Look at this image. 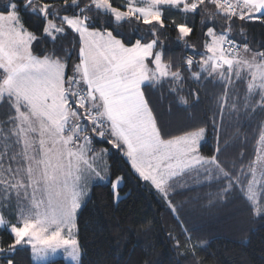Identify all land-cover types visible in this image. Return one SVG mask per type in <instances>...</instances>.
Here are the masks:
<instances>
[{
  "label": "snow or ice",
  "instance_id": "1",
  "mask_svg": "<svg viewBox=\"0 0 264 264\" xmlns=\"http://www.w3.org/2000/svg\"><path fill=\"white\" fill-rule=\"evenodd\" d=\"M197 15L203 51L189 42ZM254 23L264 25V0H0V231L8 238L0 235V264H17L19 251H30L33 264H55L60 253L79 264L77 213L90 187L110 184L119 202L124 180L112 178L110 149L95 150L97 138L174 214L170 197L194 178L216 185L221 202L238 194L250 217L264 218V121L252 160L221 159L240 139L237 128L221 144L225 117L239 123L264 112V51L241 42ZM168 28L194 53L179 65L165 59ZM67 37L73 46L58 55ZM45 39L52 47L38 54ZM209 85L221 89L209 119L169 134L148 92L169 99V115L175 109L194 120ZM195 247L188 244L193 255Z\"/></svg>",
  "mask_w": 264,
  "mask_h": 264
},
{
  "label": "trees",
  "instance_id": "2",
  "mask_svg": "<svg viewBox=\"0 0 264 264\" xmlns=\"http://www.w3.org/2000/svg\"><path fill=\"white\" fill-rule=\"evenodd\" d=\"M175 18L177 22H183L179 15ZM200 19L197 15L192 21L195 31L189 42L203 51ZM25 22L30 30L39 34V29L33 27L27 16ZM128 27L124 25L121 30L127 31ZM246 28L247 39L241 42H247L253 50L264 51V25L247 24ZM176 36L175 29L168 28L164 30L162 39L166 40L165 59L171 58L174 64L179 65L181 57L194 53L183 50V45L176 42ZM72 46V37L58 41V55H63V50ZM42 47L50 49L52 44L46 39L37 42L35 48L38 54ZM76 48L78 52V45ZM196 59H199L198 55ZM74 62L75 53L68 60V74H71ZM239 87L242 94L243 86ZM208 91V95H201L194 120L187 119L184 113L175 109L169 115V99L161 101L159 90L149 91L148 99L155 106L160 121L167 125L166 131L177 135L185 126H200L212 115L214 97L221 89L209 85ZM2 116L3 109H0ZM261 121H264V112L260 111L251 120L241 115L239 123L235 114L225 117L221 144L234 137L237 128L240 139L234 141V146L226 154H221V159L225 155L229 159L237 158L243 153V163L252 160ZM94 144L110 149L108 165L112 178L123 175L124 180L119 202H114L110 184L102 186L94 183L89 197L78 211L79 264H264V218L250 217L238 194L234 193L221 202L215 196L216 185L198 184L194 178L189 179L187 187L177 188L170 197L177 206V213L174 214L157 196L155 189L140 180L119 153L111 150L106 142L95 139ZM212 144L209 130L208 143L201 147V154L211 155ZM0 235L8 242L6 233L0 231ZM177 240L179 247H176ZM189 243L196 246L195 255L189 250ZM16 260L17 264H32L30 251H19ZM55 264L67 263L58 259Z\"/></svg>",
  "mask_w": 264,
  "mask_h": 264
},
{
  "label": "rangeland",
  "instance_id": "3",
  "mask_svg": "<svg viewBox=\"0 0 264 264\" xmlns=\"http://www.w3.org/2000/svg\"><path fill=\"white\" fill-rule=\"evenodd\" d=\"M118 2H119V0H117V3H118ZM254 51H262V50H254ZM97 140H99V139L97 138ZM94 142H95V139H94ZM94 142H93V147H94L95 150H99V149L102 148V147H106V146H103V145H101V146H97V145L94 144ZM256 147H257V144H256ZM107 163H108V159H107ZM136 175H137V174H136ZM93 184H94V183H93ZM93 184H92V186H93ZM92 186H91V187H92ZM91 187H90V191H91ZM90 191H89V194H90ZM89 194H88V196L85 197L83 204L85 203V201H86L87 198L89 197ZM83 204H82V205H83ZM79 210H80V209H79ZM79 210H78V211H79ZM77 214H78V213H77ZM58 259H62L65 263L70 264V262L64 258V254H63V253H60L57 257H55V260H58ZM32 264H33V262H32Z\"/></svg>",
  "mask_w": 264,
  "mask_h": 264
},
{
  "label": "bare ground",
  "instance_id": "4",
  "mask_svg": "<svg viewBox=\"0 0 264 264\" xmlns=\"http://www.w3.org/2000/svg\"><path fill=\"white\" fill-rule=\"evenodd\" d=\"M247 123V122H246ZM250 124V123H249ZM251 127V126H250ZM247 130V129H246Z\"/></svg>",
  "mask_w": 264,
  "mask_h": 264
}]
</instances>
